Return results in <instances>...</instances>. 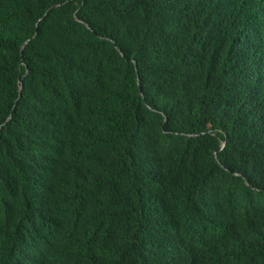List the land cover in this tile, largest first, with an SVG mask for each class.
<instances>
[{
    "label": "trees",
    "instance_id": "obj_1",
    "mask_svg": "<svg viewBox=\"0 0 264 264\" xmlns=\"http://www.w3.org/2000/svg\"><path fill=\"white\" fill-rule=\"evenodd\" d=\"M0 264H264V0H0Z\"/></svg>",
    "mask_w": 264,
    "mask_h": 264
},
{
    "label": "clouds",
    "instance_id": "obj_2",
    "mask_svg": "<svg viewBox=\"0 0 264 264\" xmlns=\"http://www.w3.org/2000/svg\"><path fill=\"white\" fill-rule=\"evenodd\" d=\"M74 18L77 20V18L74 16ZM86 28H88L87 26H86ZM175 81H177L178 83H179V79L178 78H176L175 77V79H174ZM148 107V106H147ZM166 119V117H165V115L163 114V113H161V120H162V122H164V120ZM214 158L216 159V156H214ZM247 186H250L249 184H248V182L247 183H245Z\"/></svg>",
    "mask_w": 264,
    "mask_h": 264
}]
</instances>
